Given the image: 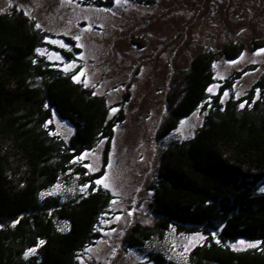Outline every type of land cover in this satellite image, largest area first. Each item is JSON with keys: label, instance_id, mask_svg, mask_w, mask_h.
I'll return each mask as SVG.
<instances>
[{"label": "trees", "instance_id": "1", "mask_svg": "<svg viewBox=\"0 0 264 264\" xmlns=\"http://www.w3.org/2000/svg\"><path fill=\"white\" fill-rule=\"evenodd\" d=\"M30 20L19 9L0 13V264H75L78 253L98 239L95 224L110 194L97 188L62 200L48 191L69 172L68 162L101 136L110 139L123 115L119 109L107 117L102 97L35 57L43 35ZM241 47L228 42L223 55L232 59ZM212 61V53L202 50L188 70L177 73L181 84L165 99L169 114L156 137L171 131L177 118L187 117L206 97ZM257 84L260 99L244 108L228 101L192 138L165 146L157 177L149 184L155 227L132 224L125 235L129 246H142L175 223L187 233H207L191 250L188 264H264V191L257 190L264 189V86L261 80ZM53 111L73 126L66 143L45 127ZM73 172L85 183L101 170L86 177L82 166ZM239 239L261 243L245 250L229 247ZM32 248L35 253H29ZM154 257L156 264H177L162 254Z\"/></svg>", "mask_w": 264, "mask_h": 264}, {"label": "rangeland", "instance_id": "2", "mask_svg": "<svg viewBox=\"0 0 264 264\" xmlns=\"http://www.w3.org/2000/svg\"><path fill=\"white\" fill-rule=\"evenodd\" d=\"M105 8L111 11H98ZM12 9L21 10L43 35L36 58L64 72L73 82V75L84 68L85 75L79 80L87 83L76 84L104 99L107 117H114L119 109L123 115L110 139L101 136L90 149L82 151L79 155L95 150L84 162L73 163L75 158L68 162L69 172L60 175L48 191L59 194L62 200L97 188L110 194L95 224L99 237L78 253L75 264H156V254L177 264H188L191 250L204 241L196 234L207 238L202 230L187 233L171 223L150 235L142 246H129L125 235L134 223L155 227L156 220L148 206L152 200L149 184L157 177L159 154L165 146L192 138L206 117L222 112L228 101L240 105L260 99L261 86L257 81L261 80L264 86V54L253 53L264 48V42L258 43L264 40V0H155L151 4L130 0L121 6H116L114 0L106 5L91 0H0V13ZM89 25L91 31H85ZM76 35L82 37L80 42L74 39ZM45 38L63 41L67 47L47 43ZM135 39L144 45H138ZM228 42L242 45L232 59L222 52ZM77 43L83 45L79 51L74 49ZM202 50L213 56V81L206 97L187 117L177 118L171 131L156 137L169 114L165 99L181 84L177 73L188 70L192 57ZM52 53H59L64 63L55 56L49 59ZM80 54L83 59H76ZM73 59L79 67L63 71ZM233 61L239 62L230 63ZM237 93L241 94L239 98ZM181 121L185 123L181 125ZM45 127L65 143L73 133V126L54 111ZM109 158L111 168L107 166ZM83 163L95 165L97 171L85 169ZM79 166L84 168L85 177L101 172L91 177L92 181L80 183L78 173L73 172ZM105 174L108 187L96 185L95 179ZM261 189L259 186L257 190ZM57 225L62 228L63 222ZM189 240L195 242L188 245Z\"/></svg>", "mask_w": 264, "mask_h": 264}, {"label": "snow or ice", "instance_id": "3", "mask_svg": "<svg viewBox=\"0 0 264 264\" xmlns=\"http://www.w3.org/2000/svg\"><path fill=\"white\" fill-rule=\"evenodd\" d=\"M68 3H71V0H67ZM114 3L116 6H121V5H127L128 3H130V0H114ZM98 11H104V12H109L111 11V9H108V8H105V9H98ZM27 14V13H26ZM113 15H115L116 13L115 12H112ZM36 27L37 28H40L41 25L40 24H36ZM91 28H92V25H89L88 28L85 29V31H91ZM46 39V42L47 43H50V44H54V45H58L60 48H66L67 46L63 43V41H60V40H50V39ZM74 39L77 41V42H80L82 37L80 35H76L74 37ZM76 47H83V45L81 43H77L76 44ZM38 52H40L41 55L44 54V51L42 50H38ZM264 54V48L262 49H259L257 50L255 53H253V55H256V56H260ZM243 53L241 54V57L240 59H243ZM52 56H55L56 57V60L61 62V63H64V58L59 54V53H52L50 56H49V59H51ZM76 59H83V54H80V56H78ZM239 61H233V62H230V63H238ZM79 67L77 64H76V60L73 59V60H70L69 62H67V64L65 65V67L63 68V71L65 72H68V71H71L75 68ZM85 69L84 68H80V71L79 73L77 74H74L73 75V80L76 81V82H84V83H87V81H80L79 80V77L80 76H84L85 75ZM247 75V73H246ZM209 92L212 91V88L210 87L208 89ZM259 91V90H257ZM225 96L228 95L227 92L224 93ZM237 98H239V96L241 95L240 93H237ZM223 103V101H221ZM245 103H247L246 101L244 103H241L239 105L240 108H244L245 106ZM113 112L115 111H118L117 109H112ZM185 122L184 121H181V125H183ZM95 152V150H93L91 153L86 151L84 152L83 154L75 157V159L72 161L73 163H76V162H84L90 155H93ZM108 168H111L112 167V163H111V158H109L108 160V164H107ZM83 167L85 169H88L89 171H97V168L95 165L91 164V163H83ZM107 179V174H105L104 176H102L101 178H98V179H95L94 183L96 185H100V184H104L105 187H108L107 184L104 183V181ZM85 187H88V185H85ZM261 191H264V189H261ZM113 203H115V201H113ZM131 214V213H130ZM116 219H120L119 217H117ZM199 238V240H205L206 237H204L203 235L201 234H196ZM213 237H215V233H213ZM195 241L194 240H189L188 241V245H191L193 244ZM217 243H220L219 240L216 241ZM44 241H40V244H43ZM261 242L259 241H256V242H249V241H246V240H238L236 241V243L234 244H231L229 245V247H231L233 250H245L247 248H256L258 247V245L260 244ZM188 245L185 246V251H188ZM239 246H243V247H239ZM30 253H35L36 252V249L35 248H32V249H29L28 250ZM28 253H25V256L27 257Z\"/></svg>", "mask_w": 264, "mask_h": 264}, {"label": "flooded vegetation", "instance_id": "4", "mask_svg": "<svg viewBox=\"0 0 264 264\" xmlns=\"http://www.w3.org/2000/svg\"><path fill=\"white\" fill-rule=\"evenodd\" d=\"M218 1H222V0H218Z\"/></svg>", "mask_w": 264, "mask_h": 264}]
</instances>
